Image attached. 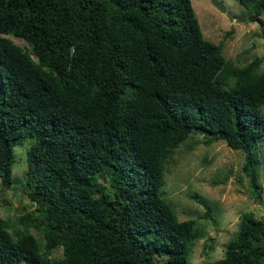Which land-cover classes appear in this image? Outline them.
<instances>
[{"label": "trees", "instance_id": "trees-1", "mask_svg": "<svg viewBox=\"0 0 264 264\" xmlns=\"http://www.w3.org/2000/svg\"><path fill=\"white\" fill-rule=\"evenodd\" d=\"M239 1L264 12V0ZM259 63L226 59L191 0H0V195L29 140L36 207L19 219L44 237L41 249L0 215V264H189L199 231L162 195L164 161L209 132L245 152L259 198ZM199 264H264V218L243 213L224 254Z\"/></svg>", "mask_w": 264, "mask_h": 264}, {"label": "rangeland", "instance_id": "rangeland-1", "mask_svg": "<svg viewBox=\"0 0 264 264\" xmlns=\"http://www.w3.org/2000/svg\"><path fill=\"white\" fill-rule=\"evenodd\" d=\"M191 3L203 36L219 43L226 59L243 65L258 57V70L264 71V12L256 15L239 0H191ZM12 38L17 44H25L22 38ZM260 110L264 115V103ZM28 144L29 140H24L14 146L12 174L16 184L4 186L0 215L8 220L11 233L24 228L37 237L43 249L42 231L23 226L19 219L36 207L24 191ZM254 151L259 160L258 199L242 168L245 152L231 148L221 139L215 140L209 132H191L166 157L162 195L172 204L178 219H194V227L199 231L190 244L189 264L221 257L243 213L264 218V136L257 139ZM50 256H62V247L54 248Z\"/></svg>", "mask_w": 264, "mask_h": 264}, {"label": "water", "instance_id": "water-1", "mask_svg": "<svg viewBox=\"0 0 264 264\" xmlns=\"http://www.w3.org/2000/svg\"><path fill=\"white\" fill-rule=\"evenodd\" d=\"M224 9V8H223Z\"/></svg>", "mask_w": 264, "mask_h": 264}]
</instances>
